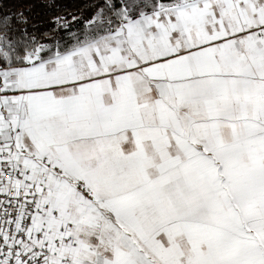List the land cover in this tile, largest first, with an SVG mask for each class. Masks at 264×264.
Here are the masks:
<instances>
[{
  "label": "snow or ice",
  "instance_id": "obj_1",
  "mask_svg": "<svg viewBox=\"0 0 264 264\" xmlns=\"http://www.w3.org/2000/svg\"><path fill=\"white\" fill-rule=\"evenodd\" d=\"M71 4L0 0V264H264V0Z\"/></svg>",
  "mask_w": 264,
  "mask_h": 264
},
{
  "label": "trees",
  "instance_id": "obj_2",
  "mask_svg": "<svg viewBox=\"0 0 264 264\" xmlns=\"http://www.w3.org/2000/svg\"><path fill=\"white\" fill-rule=\"evenodd\" d=\"M64 4H66L68 7H72L74 5L71 4V0H63ZM12 5L10 4L9 7H11ZM36 12H44L46 11V9L42 8V7H37L35 9Z\"/></svg>",
  "mask_w": 264,
  "mask_h": 264
}]
</instances>
